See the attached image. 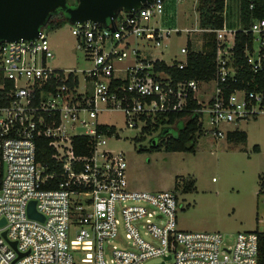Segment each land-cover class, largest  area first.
Instances as JSON below:
<instances>
[{
  "label": "built area",
  "instance_id": "2783aa9c",
  "mask_svg": "<svg viewBox=\"0 0 264 264\" xmlns=\"http://www.w3.org/2000/svg\"><path fill=\"white\" fill-rule=\"evenodd\" d=\"M170 1L119 12L115 30L72 24L76 48L92 63L80 70L49 64L55 53L44 28L34 40H0V264H258L256 230L233 240L181 230L176 191L132 189L125 152L107 147L118 133L98 122L103 110L119 109L148 133L164 113L190 109L202 134L222 137V123L264 112V0H245V9L243 0H224L223 25L195 29L160 26ZM183 31L201 36L197 50L214 45L211 79L175 82L155 69L163 59L151 48ZM188 51L187 43L185 57L167 63L184 68ZM78 136L88 138L85 153L75 151ZM41 139L50 154L38 152ZM31 201L43 220L28 215ZM120 227L124 248L113 245Z\"/></svg>",
  "mask_w": 264,
  "mask_h": 264
},
{
  "label": "rangeland",
  "instance_id": "374dc122",
  "mask_svg": "<svg viewBox=\"0 0 264 264\" xmlns=\"http://www.w3.org/2000/svg\"><path fill=\"white\" fill-rule=\"evenodd\" d=\"M198 4L199 0H171L166 13L160 18V22L166 20L167 25L160 26L199 27ZM44 31L55 53L49 61L51 66L80 70L92 65L84 59V53L76 48L72 24L67 22L57 29L45 27ZM201 40V36L193 31L191 35L186 31L172 32L159 47L151 48V51L153 57L171 63L185 57L181 47L190 41L194 49H200ZM144 42H139L141 49L149 47L148 44L143 47ZM119 75L123 77L124 73L119 72ZM98 122L114 126L118 133L119 138L108 139L107 147L115 152H125L127 176L132 189L177 192L179 229L218 231L230 240L239 231L264 230V192L258 194L264 177V112L257 117L222 123V137L202 134L194 153L169 152L163 145L159 150L151 149V138H160L163 127L143 133L140 125H128L125 113L119 109L103 110ZM182 125L183 121L174 124L172 134L177 135ZM236 129L247 133L245 141L227 138V133ZM255 146L259 147V151L254 150ZM188 180L195 181L193 191L183 189ZM119 230L122 238L115 240L113 245L124 248L127 244L124 229L120 227ZM105 256L110 257L108 247L105 248ZM159 260L153 258L147 264H155Z\"/></svg>",
  "mask_w": 264,
  "mask_h": 264
},
{
  "label": "trees",
  "instance_id": "16d2710c",
  "mask_svg": "<svg viewBox=\"0 0 264 264\" xmlns=\"http://www.w3.org/2000/svg\"><path fill=\"white\" fill-rule=\"evenodd\" d=\"M69 6H75L77 0H67ZM231 8V5H230ZM242 8H246V1L243 0ZM225 9L224 0H199L198 11L200 15L199 23L202 27H221L224 22L223 12ZM257 15H264V11H259ZM66 20V13L62 9L55 11L48 24L47 28L57 29L62 27ZM189 51L187 54V65L184 68H179L177 63L174 62L172 65L168 64L165 60H156L155 69L164 70L170 74L175 82L183 79H211L214 76L215 71V51L214 45L210 48L204 50H195L191 44L188 42ZM2 91L0 90V97ZM5 102L0 100V103ZM196 102H192L190 108L196 107ZM179 121H183L182 127L178 130L177 135L169 133L167 136H162V131L167 127H172L174 124ZM159 127H163L160 133V138L156 145H152L151 149L159 150L163 145L166 151L175 152V151H185L188 153H194L199 141V138L202 136L201 125L198 124V115L188 109L184 111H174L164 113L158 119V123L146 126V130H155ZM110 130H114V126H110ZM228 139H238L246 140L247 133L239 129L229 131L227 133ZM88 142V138L84 136H78L74 139L75 151L79 153H85L86 148L84 146ZM42 149H39L38 152L42 153V156L45 154H50V150L46 148L47 141L41 139ZM161 144V145H160ZM85 147V146H84ZM254 150L259 151V147L255 146ZM141 151V150H140ZM184 191H193L195 189V181L188 180L183 185ZM264 192V177L262 179L261 188L259 189L258 194ZM256 232L259 236V254H258V264H264V230L260 231L256 229Z\"/></svg>",
  "mask_w": 264,
  "mask_h": 264
},
{
  "label": "water",
  "instance_id": "95a60500",
  "mask_svg": "<svg viewBox=\"0 0 264 264\" xmlns=\"http://www.w3.org/2000/svg\"><path fill=\"white\" fill-rule=\"evenodd\" d=\"M152 0H77L75 6H69L67 0H0V40L19 41L34 40L41 34L52 16L58 9L66 13L70 24H100L116 29V18L121 11L132 13ZM172 127L162 131V136L172 133ZM159 137L151 138L156 145ZM30 217L43 220L44 217L36 209V201L28 207ZM6 220H0L3 225ZM6 232H4V235ZM16 246V242H12ZM23 254H20L22 256ZM163 264V263H161Z\"/></svg>",
  "mask_w": 264,
  "mask_h": 264
},
{
  "label": "crops",
  "instance_id": "0c3cea01",
  "mask_svg": "<svg viewBox=\"0 0 264 264\" xmlns=\"http://www.w3.org/2000/svg\"><path fill=\"white\" fill-rule=\"evenodd\" d=\"M163 60H165V59H163ZM167 62V61H166Z\"/></svg>",
  "mask_w": 264,
  "mask_h": 264
}]
</instances>
